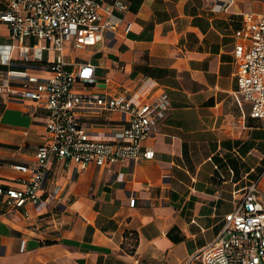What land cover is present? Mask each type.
Listing matches in <instances>:
<instances>
[{
    "label": "crops",
    "instance_id": "0c3cea01",
    "mask_svg": "<svg viewBox=\"0 0 264 264\" xmlns=\"http://www.w3.org/2000/svg\"><path fill=\"white\" fill-rule=\"evenodd\" d=\"M122 1L117 36L68 48L66 58L95 64L103 93L168 94L166 116L143 143L154 157L79 172L53 157L43 191L58 187L57 204L11 208L0 195V264H201L192 255L220 230L233 191L256 181L264 201V126L238 99L234 55L243 14L264 12V0ZM12 42L0 21V44ZM11 55L0 71L23 66ZM122 119L85 118L102 127ZM45 135L42 109L0 94L1 186L25 177L14 166L32 164Z\"/></svg>",
    "mask_w": 264,
    "mask_h": 264
},
{
    "label": "built area",
    "instance_id": "2783aa9c",
    "mask_svg": "<svg viewBox=\"0 0 264 264\" xmlns=\"http://www.w3.org/2000/svg\"><path fill=\"white\" fill-rule=\"evenodd\" d=\"M225 6V1H222ZM125 9L122 0H0V21L10 28L12 43L0 44V59L11 52L22 67L0 71V94L31 100L45 113L46 135L32 164L14 167L25 177L1 186L0 195L11 208L57 204L58 190L44 192L53 157L72 163L76 171L88 167L151 159L154 149L144 140L166 116L168 94L146 99L140 91L112 95L94 92L96 66L90 60L71 62L68 48L81 50L117 36ZM244 26L235 31L237 96L250 105L249 115L264 126V12L247 11ZM129 23L124 27L129 30ZM53 52V58L45 52ZM105 81H108L106 79ZM118 112L123 119L109 126L88 125L85 118ZM233 191L234 207L222 217L215 237L192 255L201 264H264V201L257 182ZM135 197L129 198L134 206ZM25 250V240L20 242Z\"/></svg>",
    "mask_w": 264,
    "mask_h": 264
},
{
    "label": "rangeland",
    "instance_id": "374dc122",
    "mask_svg": "<svg viewBox=\"0 0 264 264\" xmlns=\"http://www.w3.org/2000/svg\"><path fill=\"white\" fill-rule=\"evenodd\" d=\"M105 40H106L107 43L109 42V38L107 36L105 37ZM97 73H99L98 70H97ZM103 85H104V81H102L101 79H99L97 77V80H96V83H95L96 89H94V92L98 93V94H103V92L101 91V88L104 87ZM92 119H93V121H97L99 119V117L94 116V117H92Z\"/></svg>",
    "mask_w": 264,
    "mask_h": 264
}]
</instances>
